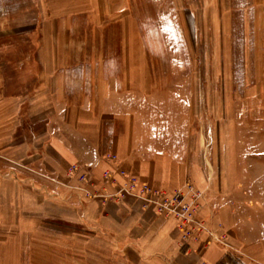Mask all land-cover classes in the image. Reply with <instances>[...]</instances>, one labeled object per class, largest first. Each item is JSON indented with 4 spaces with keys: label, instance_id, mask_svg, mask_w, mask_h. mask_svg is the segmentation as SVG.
<instances>
[{
    "label": "crops",
    "instance_id": "1",
    "mask_svg": "<svg viewBox=\"0 0 264 264\" xmlns=\"http://www.w3.org/2000/svg\"><path fill=\"white\" fill-rule=\"evenodd\" d=\"M30 2L10 11L27 21L0 27L26 47L0 53V264L34 258L37 234L74 241L91 264H264V0ZM195 48L216 51L225 83L208 129L195 122V59L174 52ZM154 50L171 51L169 73ZM232 50L251 59L242 78ZM236 80L249 84L232 105ZM73 163L98 187L115 166L168 193L191 180L201 241L182 247L176 220L135 197L84 198Z\"/></svg>",
    "mask_w": 264,
    "mask_h": 264
},
{
    "label": "rangeland",
    "instance_id": "2",
    "mask_svg": "<svg viewBox=\"0 0 264 264\" xmlns=\"http://www.w3.org/2000/svg\"><path fill=\"white\" fill-rule=\"evenodd\" d=\"M28 1H29V6L27 5ZM26 6H28L29 9H32L33 3H31L30 0H0V27L8 28L12 24L21 25L22 23L27 21L26 14H20L19 18H14V15L11 14L13 17H11L10 15V11H13L17 8L23 11L26 10ZM14 41H17L20 43L21 39H15ZM2 43L5 45H1ZM23 43L24 44L20 46V48L22 47L21 49L19 48L18 50L16 49L12 50L10 38L8 37L7 39H3V40L1 39L0 47L3 46V49H0V53H2L3 57H7L8 59H11L12 57H17V56L26 57L25 41ZM162 45H165V41H163ZM154 51L152 52L154 53ZM174 52L178 54L179 57L186 58V57H190V55L194 57L195 59L194 70H195L196 76H198L197 79H199L198 81H196V88L200 90V93L199 92L196 93V120L195 122H196V125H200L202 124V122H204L207 129L209 126L213 127L214 122L218 121L219 119V106L222 105L220 104V102L223 100L222 98H220V95L222 94V91L224 90V84H225L218 78V75H220L221 73V68L217 65L218 59L216 58V51L201 50V49L195 48L194 50H190V51L184 49V50H178ZM30 53H31V50H29V54ZM245 53L246 51H243V50L230 51L231 62L233 64L232 67H233L234 73L240 74L241 78L243 77L245 73L246 64H249L251 60L245 56ZM154 54H156V56L158 57H161L164 62L162 63L163 65H161L160 67H155L156 70H160V72L163 74L169 73L171 69L173 68L171 67L170 60H169V58L171 57V51L170 50H161V51L157 50L155 51ZM209 73L211 75V80L208 81L206 77L203 80L202 76L203 75L206 76ZM199 75H200V78H199ZM248 84L249 82L241 81V80H236L234 82L232 81L230 83L231 85L230 89H232V91L234 92L233 93L234 97L232 98L228 97L227 98L228 103L232 101V105H234L235 94H237V96H241L243 92L242 90ZM203 88L204 90L206 89L210 90L208 92L209 93V107H210L209 114H208V104H206L208 100V95L207 93H205L207 96V99L203 97L204 95V93H202ZM204 90L203 92H205ZM222 120H223V117H222ZM68 178L70 179L69 176ZM58 228H59L58 225H56L55 229L58 230ZM33 243H34V252H35L34 258H31V259L20 258L19 264H27V262L29 263L30 261H32V264H81L80 260H82V264H91L92 260L89 257L86 258L85 253L83 254L80 253L83 256L82 258L78 257L79 253L77 254V251L79 249L78 247L76 249L74 241L72 242L59 241L58 237L55 235H52L51 239L48 241L46 239H43L42 234H37L34 237ZM0 261L7 263L9 260L0 259ZM99 264H106V259L100 258Z\"/></svg>",
    "mask_w": 264,
    "mask_h": 264
},
{
    "label": "built area",
    "instance_id": "3",
    "mask_svg": "<svg viewBox=\"0 0 264 264\" xmlns=\"http://www.w3.org/2000/svg\"><path fill=\"white\" fill-rule=\"evenodd\" d=\"M104 158L112 163L118 162V156L113 152L105 153ZM67 174L70 179L77 180L78 188L84 198H100L103 202H107L120 201L132 196L140 199L143 207L154 206L159 214L174 218L182 247L192 242H200L201 235L206 230L205 223L198 217L202 208L203 194L191 180H188L183 187L168 193L119 166L103 171L102 187L97 186L85 165L81 163L71 164ZM108 186L117 188L109 192Z\"/></svg>",
    "mask_w": 264,
    "mask_h": 264
}]
</instances>
